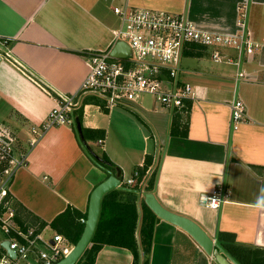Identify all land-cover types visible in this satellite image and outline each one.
Segmentation results:
<instances>
[{
	"label": "crops",
	"instance_id": "obj_1",
	"mask_svg": "<svg viewBox=\"0 0 264 264\" xmlns=\"http://www.w3.org/2000/svg\"><path fill=\"white\" fill-rule=\"evenodd\" d=\"M243 4L250 10L251 38L261 46L245 55L241 66L215 62L211 47L190 44L183 54L181 74L186 68L183 80L195 92L188 101V127L186 113H171L151 95L112 109L85 95L77 113L91 146L104 139L100 155L121 168L123 185L152 158L143 178L125 185L139 192V242L145 187L157 170L153 192L165 207L197 221L238 264L243 247L264 257V0H0V40H10L6 47L0 44V124L17 135L16 155L29 157L8 186L20 223L48 222L42 234L51 239L57 230L50 222L69 206L88 214L92 191L109 176L71 125L49 128L35 144L30 139L56 103L44 82L76 91L89 71L87 52L112 51L118 43L114 31L121 20L114 7L185 13L203 30L237 33ZM220 50L237 59L236 50ZM236 98L245 104V119L234 127ZM221 187L226 199L220 207L202 202ZM82 222L75 219L74 234ZM95 257L96 264L134 263L131 249L113 244H104ZM138 264L219 263L187 230L160 217L148 262L141 252Z\"/></svg>",
	"mask_w": 264,
	"mask_h": 264
},
{
	"label": "built area",
	"instance_id": "obj_2",
	"mask_svg": "<svg viewBox=\"0 0 264 264\" xmlns=\"http://www.w3.org/2000/svg\"><path fill=\"white\" fill-rule=\"evenodd\" d=\"M114 12L121 18V25L114 31L116 41H126L132 51L126 57H114L111 50L92 49L87 52L89 71L76 91L65 92L44 82L43 89L56 101L42 127L32 128L30 143L35 144L41 134L51 127L71 125L77 129V110L85 95L97 97L99 106L112 109L152 95L171 113L181 109L195 92L190 83L181 77L183 54L190 44L213 48V60L241 66L245 55L253 54L261 46L251 38L250 10L247 4L240 7L239 32L224 33L199 28L185 13L150 8L116 6ZM10 40H0L2 47ZM237 51V59L221 52V48ZM16 62L21 65L19 60ZM243 75L241 68L239 76ZM233 126L245 119V104L240 98L232 103ZM18 137L13 130L0 124V225L8 236L12 257L4 252L0 264H54L69 254L74 244L60 232L51 239L36 232L35 227L22 228L15 220V209L6 199L7 184L13 179L17 167L28 164V154L15 153ZM104 144V139H99ZM3 167V168H2ZM140 170H136L126 184L136 185ZM226 199L223 187L202 196V202L218 208ZM85 222V218L81 219ZM31 258V260H30Z\"/></svg>",
	"mask_w": 264,
	"mask_h": 264
},
{
	"label": "trees",
	"instance_id": "obj_3",
	"mask_svg": "<svg viewBox=\"0 0 264 264\" xmlns=\"http://www.w3.org/2000/svg\"><path fill=\"white\" fill-rule=\"evenodd\" d=\"M88 99L96 101L98 103L100 102V100L95 96H91ZM188 101L190 100H187L184 106L179 109V111H182V113H186L188 115V120L186 121L187 127L189 125V115L191 109V103ZM78 117L80 119V115H78ZM182 122L185 123L184 121ZM77 133L80 137L78 129ZM83 145L85 146L84 143ZM102 157L105 160L104 162L98 163L96 160L95 161L106 170L114 171L117 167L116 164L110 159V157L106 153H103ZM151 164L152 158L148 156L144 167H140L139 169V180L143 178L148 166H150ZM156 171L150 175V178L145 187L146 192L154 191L156 182ZM6 199L11 201V205L15 209L16 222L20 224L22 228L30 227L26 224L20 223V217H18V210L15 206L14 198L9 190ZM138 199L139 192H137V190L132 191L115 188L104 195L102 199L99 220L94 235L91 239L92 245L86 248V250L84 251V253L76 264H96L95 256L104 244H113L131 249L134 254L133 264L139 263L141 259V252L145 257V261L148 262V257L153 240V228L156 221L160 217L150 208V206L146 203L145 199H143V217L142 224L140 225L141 238L139 242L137 238L140 217L139 206L137 203ZM1 210L2 208L0 209V211ZM83 217L87 219V214H84L82 216L80 210L75 207L69 206L67 210H65L63 213L59 214L54 220H52L50 222V225L54 229H56L57 232H60L64 236H66L70 242L72 241L74 244H76L83 232L85 222L81 223V227L74 234V221L76 218H79V220H81ZM47 224L48 222L46 221L38 222L36 224L37 226L35 227L36 232H42L43 229L47 226ZM4 252H6V250L0 243V257L3 255ZM238 252L239 253L235 255L239 262H241V264H264V257L261 256V254H258L256 249L243 247L242 249H239Z\"/></svg>",
	"mask_w": 264,
	"mask_h": 264
},
{
	"label": "water",
	"instance_id": "obj_4",
	"mask_svg": "<svg viewBox=\"0 0 264 264\" xmlns=\"http://www.w3.org/2000/svg\"><path fill=\"white\" fill-rule=\"evenodd\" d=\"M132 49L130 45L123 40L118 41L114 46L111 54L114 57H126L131 53ZM77 129L80 133V137L85 144L87 150L92 155V157L98 162L102 163L105 160L98 154L92 146L87 142L83 129L81 120L77 119ZM122 170L120 167H116L115 172L109 171V176L99 183L91 193L87 219L85 221V226L83 232L73 246L69 254L65 255L58 262L54 264H76L86 248L91 244V239L94 235L99 216L101 211V204L104 195L112 189L119 188L124 190H133L131 187H127L122 184L121 180ZM145 201L150 206V208L161 218L169 220L185 230H187L209 253L212 254L218 261L219 264H238L233 260L222 248L219 246L217 240L213 239L208 232L194 219L174 212L167 207H165L157 198L153 191L144 193ZM3 247L7 250L10 256L15 257L16 252L10 248L8 240L2 242Z\"/></svg>",
	"mask_w": 264,
	"mask_h": 264
},
{
	"label": "rangeland",
	"instance_id": "obj_5",
	"mask_svg": "<svg viewBox=\"0 0 264 264\" xmlns=\"http://www.w3.org/2000/svg\"><path fill=\"white\" fill-rule=\"evenodd\" d=\"M115 13V12H114ZM116 14V13H115ZM117 15V14H116ZM118 16V15H117ZM120 18V17H119ZM120 20H121V18H120ZM187 61H188V59L185 57L184 58V65H186L187 64ZM216 62V61H215ZM222 66H230V67H232L233 65H228L227 63H223L222 64ZM186 69V68H185ZM185 69L183 70V72H182V74H181V79L183 80V79H185V75H183L184 74V71H185ZM189 79V78H188ZM184 81V80H183ZM187 81V80H186ZM152 96V95H151ZM103 143H99L98 142V144H93L92 145V148L98 153V154H100V152L101 151H103L102 149H103ZM11 182V181H10ZM9 182V183H10ZM9 183L7 184V186H9ZM4 232L2 231V229H1V227H0V234H3ZM5 236V235H4ZM30 260H31V258H30ZM24 263V262H23Z\"/></svg>",
	"mask_w": 264,
	"mask_h": 264
}]
</instances>
